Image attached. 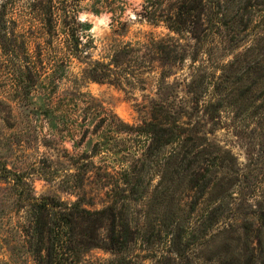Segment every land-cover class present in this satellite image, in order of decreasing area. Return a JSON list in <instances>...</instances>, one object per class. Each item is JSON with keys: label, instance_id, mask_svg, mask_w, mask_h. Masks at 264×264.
<instances>
[{"label": "rangeland", "instance_id": "1", "mask_svg": "<svg viewBox=\"0 0 264 264\" xmlns=\"http://www.w3.org/2000/svg\"><path fill=\"white\" fill-rule=\"evenodd\" d=\"M68 1L89 29V58L44 32L32 0H0V264H39L28 232L45 197L118 212L114 235L110 221L101 229L109 248L64 264H264V0H206L183 32L149 21L145 0ZM166 37L185 60L162 78L149 59L143 89L86 73L121 42ZM154 103L186 111L181 179L180 146L145 132ZM75 230L60 238L86 236Z\"/></svg>", "mask_w": 264, "mask_h": 264}, {"label": "trees", "instance_id": "2", "mask_svg": "<svg viewBox=\"0 0 264 264\" xmlns=\"http://www.w3.org/2000/svg\"><path fill=\"white\" fill-rule=\"evenodd\" d=\"M41 0H32L29 4L30 14L35 20L42 23V28L51 38L63 37L68 56L76 58H89L90 49L94 46L88 34L87 25L78 16L77 4L68 0H46L41 7ZM80 1V0H77ZM169 9L166 12L164 3L166 0H145L143 7L145 17L151 22H164L170 30L175 32L186 31L191 24L196 30L199 22L206 16V0H170ZM214 6L219 5V0H210ZM115 5V0H98L97 6L108 8ZM212 15H218L214 8ZM149 59L158 63L162 78H167L166 69L178 62H184L185 49L171 37L155 39L139 46V43L121 42L113 50L108 62L94 61L89 63L86 73L89 79L97 82H110L118 85L131 84L133 88L139 87V82H144L140 75L150 69ZM151 121L145 132L157 136V147H163L170 143L180 146V152L175 154L174 174L182 178V170L185 166V156L181 150H187L184 143L185 122L183 117L186 111L181 107L170 108L163 104L154 103L149 108ZM170 122V128L165 129L164 123ZM169 130V131H168ZM166 132L168 136L165 137ZM185 139V138H184ZM183 147H185L183 149ZM180 154V156H179ZM180 176V177H179ZM31 227L28 235L30 247L39 264H64L66 257H76L91 248H109L105 237L101 236V229L110 221L111 232H116L118 213L112 207L102 209H89L80 201L70 204L56 200L54 197H45L41 202L31 206ZM264 221V217L261 218ZM68 227L69 233L74 234L79 229L82 237L78 242L74 240L64 241L60 236L63 228ZM70 237V236H69ZM74 259V258H73Z\"/></svg>", "mask_w": 264, "mask_h": 264}]
</instances>
